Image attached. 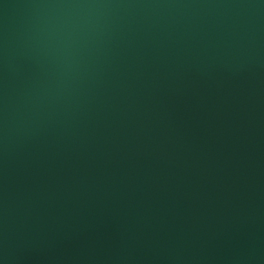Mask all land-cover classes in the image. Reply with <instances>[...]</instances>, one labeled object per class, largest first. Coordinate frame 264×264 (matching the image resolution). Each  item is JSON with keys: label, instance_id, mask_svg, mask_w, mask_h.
<instances>
[{"label": "water", "instance_id": "water-1", "mask_svg": "<svg viewBox=\"0 0 264 264\" xmlns=\"http://www.w3.org/2000/svg\"><path fill=\"white\" fill-rule=\"evenodd\" d=\"M0 264H264V0H0Z\"/></svg>", "mask_w": 264, "mask_h": 264}]
</instances>
